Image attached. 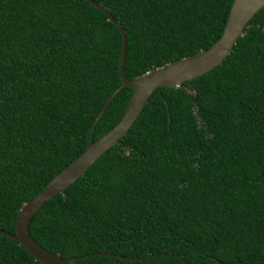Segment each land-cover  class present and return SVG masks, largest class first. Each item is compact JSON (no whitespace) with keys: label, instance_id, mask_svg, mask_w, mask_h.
Here are the masks:
<instances>
[{"label":"trees","instance_id":"16d2710c","mask_svg":"<svg viewBox=\"0 0 264 264\" xmlns=\"http://www.w3.org/2000/svg\"><path fill=\"white\" fill-rule=\"evenodd\" d=\"M92 1L122 27L132 81L209 48L233 0ZM119 51L83 0L0 2V231L121 119ZM27 232L70 264H264V6L219 66L154 90ZM0 264L40 263L0 234Z\"/></svg>","mask_w":264,"mask_h":264},{"label":"water","instance_id":"95a60500","mask_svg":"<svg viewBox=\"0 0 264 264\" xmlns=\"http://www.w3.org/2000/svg\"><path fill=\"white\" fill-rule=\"evenodd\" d=\"M2 1L4 0H0V2ZM83 1L100 11L106 20L117 28L120 35L117 68L121 81L119 88H129L132 93L127 100L119 122L93 143L87 142L82 154L57 173L34 198L20 207L16 216L13 234L0 231L1 235L17 242L34 261L40 264H70L73 259H62L44 250L28 235L27 225L33 214L49 199L62 193L64 189L81 177L103 153L110 149L126 133L154 90L163 87L178 88L183 82L196 79L219 66L225 57L229 55L237 38L242 36L243 29L246 27L248 21L264 6V0H233L221 36L209 48L176 62L167 63L155 68L132 81H126L122 75L126 46L122 27L104 7L92 0ZM115 92L108 97L99 113L91 122L88 132L101 116Z\"/></svg>","mask_w":264,"mask_h":264}]
</instances>
